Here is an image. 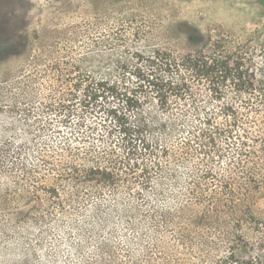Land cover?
Wrapping results in <instances>:
<instances>
[{
    "label": "rangeland",
    "instance_id": "374dc122",
    "mask_svg": "<svg viewBox=\"0 0 264 264\" xmlns=\"http://www.w3.org/2000/svg\"><path fill=\"white\" fill-rule=\"evenodd\" d=\"M255 32L264 38V0H0V146L21 149L23 163L37 156L64 163L68 155L58 149L114 147L121 140L114 129L117 111L132 124L148 121V138L168 148V110L153 98L135 114L117 98L85 101L82 89L65 111L50 104L56 106L60 92L72 90L80 78L132 88L136 81L126 76L127 68L135 66L137 55L194 50L192 34L228 40L236 49ZM206 88L198 89L199 105L211 110L212 122L205 111L197 119L187 113L183 142L171 143L184 164L183 184L168 176V154L159 150L149 160H159L163 172L147 188L121 185L105 189L101 199L86 198L82 189L66 213L38 222H15L2 210L0 264H213L224 256L215 226H197L201 207L188 194L196 173L207 165L223 173L232 158L231 139L210 136L228 121L217 115L223 103L210 100ZM14 100L19 109H12ZM6 187L17 191L22 204L34 191L30 185L17 189L0 175V190ZM186 232L194 235L190 251L182 246Z\"/></svg>",
    "mask_w": 264,
    "mask_h": 264
},
{
    "label": "trees",
    "instance_id": "16d2710c",
    "mask_svg": "<svg viewBox=\"0 0 264 264\" xmlns=\"http://www.w3.org/2000/svg\"><path fill=\"white\" fill-rule=\"evenodd\" d=\"M188 40L195 45L194 50H155L147 56L137 55L135 66L127 65L126 76L136 81L132 88L106 79L80 78L72 90L60 92L56 106L50 104L57 111H65L83 93L85 101L117 98L127 113L135 114L144 107L143 101L153 98L168 110V148L148 138L152 129L148 121L132 124L127 114L118 116L117 111L112 113L117 119L114 129L121 140L114 147L91 144L58 149L68 155L64 163L38 156L33 163H23L19 160L21 149L14 151L2 144L0 175L8 176L17 189L30 185L34 191L23 197L22 204L15 189L2 188L0 211L9 210L7 215L15 217V222H38L66 213L82 189L86 198L94 194L101 199L105 189L121 185L139 183L147 188L163 172L159 160H149L159 150L168 154V176L183 184L184 164L171 143H177L178 138L180 144L183 142L180 133L189 126L190 112L196 113L197 119L205 111L207 122L212 120L208 117L211 110H202L199 105L203 100L198 89L206 86L210 100L223 103L217 115L228 121L225 128L210 136L213 140L216 135L224 136L233 144L229 169L222 173L207 165L191 182L189 201L202 211L197 226L214 225L226 251L213 264H264V38L255 32L248 45L236 49L230 41L211 35L192 34ZM21 105L14 100L11 107L19 109ZM42 194H46L45 200ZM192 233L186 232L181 238L187 251L193 249ZM172 260L174 264L186 263Z\"/></svg>",
    "mask_w": 264,
    "mask_h": 264
}]
</instances>
